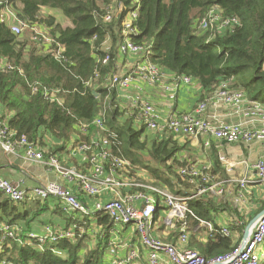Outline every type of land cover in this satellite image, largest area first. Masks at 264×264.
<instances>
[{"label":"trees","instance_id":"trees-1","mask_svg":"<svg viewBox=\"0 0 264 264\" xmlns=\"http://www.w3.org/2000/svg\"><path fill=\"white\" fill-rule=\"evenodd\" d=\"M7 7L16 11L18 20L32 33L19 40L0 17V107L10 114L0 119L16 136H25L36 145L50 139L46 157L67 151L71 142L74 147L89 144L95 132L90 124L102 115L109 160L127 161L129 177L139 178L138 173L146 171L157 179L158 185H154L167 186L173 194L189 197L195 193L194 185L180 175L186 163L177 159L181 149L177 142L170 135L147 141L146 128L138 125L134 116H125L116 102V87L108 83L117 72L118 50L124 40L122 22L135 7L139 8L133 24L137 34L128 38L146 48L144 57L150 63L164 73L198 82L205 95L225 83L249 100L264 104V0H1L0 16ZM43 7L61 11L73 27L62 29L52 18L38 19ZM112 8L118 15L104 22ZM212 8L220 20H235V24L201 29L200 21ZM42 28L47 29L50 44L33 40L35 30L42 33ZM107 41L109 48L105 50ZM59 48L62 53L56 58ZM106 56L108 61L102 64ZM88 81H93L92 87L85 86ZM44 89L48 98L43 96ZM54 91H58L61 104L53 99ZM81 124L89 126L82 131ZM85 166L87 169V162ZM213 172L216 174L212 176L225 178L219 165ZM169 176L173 178L170 181ZM26 204L13 203L0 192V228L16 227L22 234L28 233L31 224L50 208L48 203L41 205V200L28 207ZM187 206L195 218L212 223L216 231L221 225L215 215L225 214L233 220L227 226L229 237L214 232L200 242L192 236L189 250L212 261L240 245L248 220L243 221L237 208L211 195L193 197ZM262 210L264 201L254 216ZM53 212L61 215L62 211L56 206ZM237 220L243 221L239 227L232 225ZM185 222L190 228L194 219L188 215ZM97 224L105 234L98 236V243L90 250H84L86 235L42 249L6 240L0 247V260L6 258L12 264H104L108 232L113 226L106 216L99 217ZM53 248L63 256L53 254Z\"/></svg>","mask_w":264,"mask_h":264},{"label":"built area","instance_id":"built-area-1","mask_svg":"<svg viewBox=\"0 0 264 264\" xmlns=\"http://www.w3.org/2000/svg\"><path fill=\"white\" fill-rule=\"evenodd\" d=\"M134 2L138 3V0H134ZM116 13L118 15V12L112 8L106 15L104 22H110ZM217 14L213 9L209 11L207 16L200 21L201 29H212L215 25L218 29H224L236 22L235 20L222 21ZM138 15L139 8L135 7L122 22L121 34L124 40L119 46L118 54L121 56L128 54L140 56L142 61L129 74L111 76L108 79L111 87L125 89L131 84L134 77L144 81L149 86L158 85L167 78V75L157 65L150 63L144 57L146 48L133 44L128 38L129 35L137 34L133 24ZM9 28L13 35L21 37L28 26L17 20L16 24ZM34 34L33 40L43 44L51 43L50 38L38 33V30H35ZM61 53L62 48H59L54 56L58 58ZM107 61L108 57L106 56L102 64H106ZM172 77L177 79L174 75ZM178 78L185 85H189L192 81L187 77ZM96 80L97 76L94 77V81ZM92 83L93 81H88L85 86L92 87ZM172 89L174 88L168 86L166 88L170 91ZM47 92L44 89L43 96L45 98H48ZM57 95L58 91H54L52 97L61 104V99ZM169 99H174V95L170 94ZM134 103L136 107L134 121L138 125H143L152 134L168 132L173 137L202 138L205 147H209L212 140L225 141L227 144L251 145L258 143L264 145V105L259 101L249 100L241 91L229 89L225 83H220L214 92L207 93L191 112L179 113L167 119H162L154 106L142 96H136ZM209 105L215 107L222 105L230 108L231 115L236 117V121L225 123L206 117L205 113ZM90 125L94 127L95 132L92 134L89 144L74 147L71 142L67 146L68 152L81 153L85 157L88 170L79 172L75 168L65 167V161H59L56 156H44L45 152L37 148L35 143L30 142L25 136H16L9 129L6 121L0 119V148L5 154L13 156L21 154L25 161L39 163L44 168L54 171L62 180L73 184L72 189L59 181H50L35 186L30 193H27L18 184L0 177V192L13 203L24 202L29 198V195H31L30 198L33 197L41 201L52 198L58 202L60 209L67 217L79 215L82 218V220H77V224L64 229L54 230L46 226L41 234L34 232L22 234V231L16 227L4 226L0 228L2 234L0 247L5 245L6 240L14 241L18 246L33 245L38 249H42L44 245H57L62 240L75 241L84 235L80 225L88 219L106 216L114 227H134L140 245L146 251L147 264H161L163 258L169 264L262 263L264 260V218L258 219L255 223L241 252L239 245L230 254L220 256L212 261H206L200 254L187 248L191 232L195 234L203 232L207 238L212 237L214 232L225 237H229L231 234L228 225H221L216 231L212 223L195 218L188 209L187 202L193 197L206 195L222 199L228 193L227 187L229 188L232 183L238 187V192L232 194L234 197L232 203H241L245 198L243 192L247 193L250 179L242 177L236 181L233 179L217 181V177L210 176L209 172L205 171L206 168L199 169L186 165L180 170V175L186 178L189 184L194 185L195 193L189 197L170 193L165 188L158 187L153 183H147L140 178L129 177V163L127 161L109 160L108 140L104 135L102 115L97 116ZM88 126L81 124V130L85 131ZM218 161L225 172H233L235 163L232 159L218 154ZM252 169L255 171L258 182L264 184V152L254 163ZM77 193L83 194L91 200V207L85 200L78 198ZM157 214L158 217H156ZM188 215L194 219L193 226L190 228L185 222ZM157 224L165 230L170 229L174 232L175 243H164L151 234ZM240 225L239 222L234 223L235 227ZM107 246V264H134L139 258V251L137 249L127 250L126 243L116 244V247H113L110 239ZM51 250L58 257L63 256V253L56 248ZM124 250H127L126 253ZM119 251L123 252L121 257L118 256ZM1 260L0 264H12L6 258Z\"/></svg>","mask_w":264,"mask_h":264},{"label":"crops","instance_id":"crops-1","mask_svg":"<svg viewBox=\"0 0 264 264\" xmlns=\"http://www.w3.org/2000/svg\"><path fill=\"white\" fill-rule=\"evenodd\" d=\"M18 8H21V5H18ZM0 17L1 20L8 27H11L12 25L16 24L18 20L16 11L11 7H7L3 9ZM49 18H52L55 24L59 25L62 29L73 27L72 22L68 18H66L61 11L44 8V7L41 8L38 13V19L45 20ZM40 31H42V33L40 32L41 34L45 35L47 29L42 28L40 29ZM26 38L28 37L26 36L23 37V39ZM108 48H109V42L107 41L104 44V49L107 50ZM141 61L142 60L140 56H135L130 54L124 56L118 55L117 64H116V68H117L116 74L125 75L131 73L134 67L137 64L141 63ZM165 74L167 75V78L164 79L160 84L155 86H149L144 81L134 77L133 81L127 88L125 89H120L117 87L115 88L116 102L118 103L119 108L125 111L124 112L125 116L128 117V115L129 116L135 115L136 107L134 103V98L136 96H142L143 99H146L148 102H150L162 119H167L168 117L175 116L179 113H189L198 103H200L203 100L204 97L203 95L205 94L203 93V90L201 89L198 82L192 80L189 85H185L182 83V81L179 80V78L174 79L172 77L173 74L167 72H165ZM167 86L169 88L173 87L174 89H172L171 91L166 90ZM170 94L174 95V99L172 100L169 99ZM2 116L10 117V114H7L2 109V107H0V117ZM205 116L212 120H217L225 123L236 121V117L231 115V109L222 105L216 107L209 105L207 107ZM169 135L172 137L171 140H175L178 146L181 148L177 155V159L186 163V165L194 166L199 169L206 168L205 171L209 173H214L213 171H215L216 165L217 166L219 165V170L222 169L225 175V178L223 180L233 179L236 181L242 177H246L250 179L251 181L248 184L246 191L248 192V196L246 195V197L243 199V202L237 204L232 203L234 202L233 195H231L230 197L227 196L226 198L223 197L222 201L227 202L233 208L234 207L237 208V211L239 212V216L242 217L243 221H247L252 210L253 211L255 210V213H257V210L259 209L262 201H264V184L262 182H258L255 171L252 169V167L254 163L257 161V159L260 157V155L264 152V145L258 143L251 145H242V144L236 145L238 149H240V151L243 152L242 156L240 157L239 154H235L233 152L227 153L228 154L227 156L226 154L222 153L221 150L217 149L219 144L223 146L227 144V143L223 144V141L217 142L212 140L211 146L205 147L203 145L202 138L185 139L180 137H173L168 132H160V133L152 134L148 131H145V137L147 138V141H152L153 139L161 140L162 138L168 137ZM49 141L50 139L45 140L44 143L43 141L42 142L38 141L37 148L41 149L42 151H47L51 146ZM212 145L214 147V152L212 150L213 149ZM187 146H189V148ZM187 149L188 150L191 149L195 151L194 154H198L201 152L203 157L202 159L204 160H200V157H197V161H195L194 156L190 155L192 153H188ZM218 154L225 155L227 158H230L234 161L235 165L232 173L225 172L222 165L218 163L219 161L217 162ZM55 155L58 158H62L65 162L67 158H69L70 163H68V165H72L74 168H77L82 172H86L88 170V168L85 169L86 160L84 155L81 153H73V152L70 153L67 150L65 152H59ZM244 155L246 156L244 157ZM192 156L193 159H190ZM247 156L250 158H247ZM245 159H248V161ZM252 161H254V163H251ZM236 173H237V177H234ZM138 175L141 176V174L139 173ZM0 177L14 184H18L20 188L27 193H30V191L35 186L50 181H59L65 184L66 186H68L69 188L73 187V184L62 180L54 171L44 168L39 163H35V162L31 163L25 161L21 154L14 156L7 155L1 150V148H0ZM149 177L147 176V178ZM215 177L219 178L218 174ZM234 185L235 184H233V186ZM73 191L76 193L75 190ZM77 194H78L77 195L78 198H80L81 200H85L89 205V207H91L92 205L91 200H89L83 194L80 193ZM30 197L31 195H29V198ZM29 198L25 201L27 202L26 204L27 207L34 204L33 203L28 205V202L30 200ZM48 204L50 206L49 210H47V212L40 217V220H36L31 224L28 233L34 232L37 234H41L43 232L44 227L46 226H49L54 230L61 228L64 229L70 227L73 224H77V220H82V218L79 215L67 217L62 212L61 215L54 213L53 210L56 209V206H59L56 200L50 201ZM214 217L216 218V220L218 218L220 219V221L219 219L217 221L220 222V225H230L231 221H233L231 219L229 220L228 217L225 216V214L223 216L221 214H218L215 215ZM98 218L99 217L88 219V221H85L84 224L79 226L84 231V235H86L84 250L87 249L90 250L94 248L95 245L98 243V239H99L98 236L99 235L102 236L103 234H105V230L103 229V227L97 224ZM243 221L237 220L235 222H239L242 225ZM234 223L232 224L233 226ZM154 230L155 229L152 230L151 234L159 238L162 242L173 244V242L175 241L174 232L170 237H167L168 233L166 235H163V237L161 236V234L166 231L165 229H163L161 225L157 224L156 231ZM168 230L171 231L170 229ZM115 231L116 234H114ZM192 236L199 239L200 242L206 241V235L203 232L198 234L191 232L189 241ZM110 239L112 240L113 247H116V244L122 245L126 243L128 246L127 250L137 249L139 251V258L134 262V264H147L146 251L140 245V240L135 229L133 230L132 227L130 226L123 228L113 226L112 229L108 232L107 244ZM107 244L105 250L104 264H107L108 262ZM127 250H124V252L126 253ZM122 255L123 252L119 251L118 256L121 257ZM161 264H169V263L163 258Z\"/></svg>","mask_w":264,"mask_h":264},{"label":"rangeland","instance_id":"rangeland-1","mask_svg":"<svg viewBox=\"0 0 264 264\" xmlns=\"http://www.w3.org/2000/svg\"><path fill=\"white\" fill-rule=\"evenodd\" d=\"M213 10H215V12H217V10L215 9V8H212ZM31 31L29 30V29H25L24 31H23V33H22V36L19 38V40H22L23 39V37L24 36H26V37H30L31 36ZM236 145H241V144H225L224 146L223 145H220L219 144V146L217 147V149L218 150H221V152L222 153H224V154H226L227 156H228V154L227 153H230V152H233V153H235V154H239V156L241 157L242 156V153L243 152H241L240 151V149H238V147L236 146ZM210 146H211V143H210ZM188 148H189V146H187ZM243 151V150H242ZM187 152L188 153H192V154H190V155H193L194 156V159H195V161H197V157H200V160H204V159H202L203 157H202V154H201V152L200 153H198V154H194V152L195 151H193V150H188L187 149ZM245 152V151H244ZM193 156L190 158V159H193ZM246 155H244V157H245ZM247 158H250V157H248L247 156ZM200 160H198V161H200ZM245 160H247L248 161V159H245ZM67 162H65V167H67V168H73V166L72 165H68V163H70V159L69 158H67V160H66ZM249 161H250V159H249ZM67 163V164H66ZM251 163H254V161H252ZM221 169V168H220ZM221 171H223L222 169H221ZM239 171V170H238ZM139 174H141V176H139V178H140V180H143V181H145V182H147V183H154V184H156V185H158V182H157V179H155V178H152L151 177V175H150V177H149V174H148V172H146V171H140L139 172ZM210 174V176H212V174L211 173H209ZM161 175V177H163V176H167V175H162V174H160ZM147 176L149 177V178H151V179H149V178H147ZM234 177H237V173L234 175ZM168 179H169V181L170 180H172L173 178L172 177H167ZM224 179V178H223ZM223 179H218V177H217V181H224ZM226 180V179H225ZM174 181V180H173ZM158 187H160V186H158ZM164 188H165V190H167L168 192H172L167 186H164ZM235 189H236V186L234 185L233 186V184L231 183L230 184V186H229V188L227 187V190H228V193L224 196V198H226L227 196H231L232 194H236L235 193ZM177 195V194H176ZM152 196L153 197H155L156 198V196L154 195V194H152ZM247 196H248V192H247ZM30 200H29V202H28V205L29 204H33V203H35V201L37 200V199H35V198H29ZM217 199H219V198H217ZM219 200H221V199H219ZM50 201H55V199H52V198H49L47 201H41V205H43L44 203H49ZM254 214H255V210L253 211H251V213H250V216H249V218L247 219L248 220V223L254 218ZM247 223V224H248ZM245 228V227H244ZM132 229L134 230V227H132ZM155 230L154 231H156V227L154 228ZM164 229V228H163ZM162 231V230H161ZM168 233V234H167ZM169 233H170V235H169ZM172 233H173V231L171 230V231H169V230H167L166 229V231L164 232V233H162L161 234V236L163 237V235H166L167 234V237H170L171 235H172ZM169 235V236H168ZM166 237V236H165ZM32 247H33V245H31ZM35 248V247H34ZM263 252H264V247H263ZM1 261H3V260H1ZM264 262V260L262 261V263Z\"/></svg>","mask_w":264,"mask_h":264},{"label":"water","instance_id":"water-1","mask_svg":"<svg viewBox=\"0 0 264 264\" xmlns=\"http://www.w3.org/2000/svg\"><path fill=\"white\" fill-rule=\"evenodd\" d=\"M223 144H225V141H223ZM264 218V210H262L261 212H259L244 228L243 231V235H242V239L240 241V247H239V251L241 252L242 249L245 246V243L251 233V230L253 228V226L255 225V223L258 221V219H263Z\"/></svg>","mask_w":264,"mask_h":264}]
</instances>
